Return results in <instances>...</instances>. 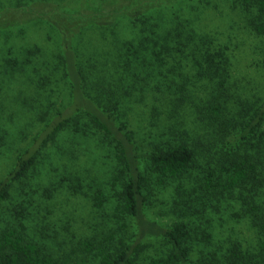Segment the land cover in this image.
<instances>
[{
  "label": "trees",
  "instance_id": "obj_1",
  "mask_svg": "<svg viewBox=\"0 0 264 264\" xmlns=\"http://www.w3.org/2000/svg\"><path fill=\"white\" fill-rule=\"evenodd\" d=\"M115 2L94 7L83 0L84 21L52 20L59 35L54 59L47 57L51 62L35 72L48 71V76L38 72L48 80L60 74L69 100L57 106L50 100L57 110H44L48 117L41 133L0 180V264H60L30 238L28 221L15 205V223L3 214L9 212L5 205L14 186L65 132L97 136L112 159L94 192L103 213L105 204L113 206L112 213L106 211L105 241L95 248L93 261L70 264H193L197 245L201 257L194 264H264V98L233 91L229 48L208 40L195 19L170 21L140 10L114 13L106 6ZM235 6L251 32L264 37V0H235ZM121 16L129 21V36L118 32ZM91 26L95 33L111 30L112 40L85 47L80 40ZM23 50V68L42 53L38 43ZM188 73L210 87L195 107L206 140L169 141L142 150L130 128L134 105L147 89L161 92L169 83L177 85L175 76ZM178 90L185 96L184 84ZM165 189L166 201L157 202ZM228 215L236 222L247 220L259 233V245H245L225 224ZM215 219L217 226L210 222Z\"/></svg>",
  "mask_w": 264,
  "mask_h": 264
},
{
  "label": "rangeland",
  "instance_id": "obj_2",
  "mask_svg": "<svg viewBox=\"0 0 264 264\" xmlns=\"http://www.w3.org/2000/svg\"><path fill=\"white\" fill-rule=\"evenodd\" d=\"M89 1L97 7L114 0ZM116 1L106 8L114 13L146 11L151 17H168L170 21L195 19L196 28L208 40L229 48L233 91L243 98H264V37L247 27L235 0ZM82 3L83 0H0V132L4 137L0 144V180L41 133L48 117L43 114L44 110L50 106L51 113L57 110L50 100H54L56 106L69 100L60 74L48 80L38 74L48 76V71L35 72V69L44 68L46 61L51 62L47 57L54 59L59 35L52 20L69 25L84 21L86 12ZM119 23L120 36H129L128 19L121 16ZM93 30L96 29L92 26L87 28L81 37L80 42L85 47L99 48L112 40L111 30H97L98 33ZM34 43L40 45L42 53L32 66L23 68V49ZM175 78L177 85L169 83L161 92L144 91L131 112L130 128L144 151L169 141L195 144L198 137L206 140L207 134L198 126L195 107L202 104L201 98L207 95L209 84L196 80L191 73ZM182 84L186 86L185 96L178 90ZM97 139L95 135L77 138L71 132L58 136L43 151L29 176L14 186L13 197L5 205L9 212L3 214V219L16 222L12 210L15 205L28 221L30 238L45 245L60 264L93 261L94 252H99L95 248L105 241L102 231L108 227L106 211L112 213L113 206L105 204L103 207L107 210L103 213L96 206L94 192L105 178L106 165H112V159L109 150H102V143ZM167 191H160L156 201L165 202L162 196ZM102 213L104 218H100ZM210 222L214 226L219 224L217 219ZM225 224L244 239L245 245L261 242L258 231L247 220L236 222L228 215ZM82 241L85 243L81 245ZM201 249L199 245L194 248L193 264L201 257ZM152 254L154 249L145 256Z\"/></svg>",
  "mask_w": 264,
  "mask_h": 264
}]
</instances>
